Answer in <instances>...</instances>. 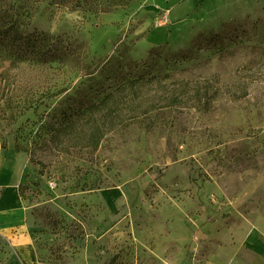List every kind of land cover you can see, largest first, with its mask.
Returning a JSON list of instances; mask_svg holds the SVG:
<instances>
[{
    "label": "rangeland",
    "instance_id": "374dc122",
    "mask_svg": "<svg viewBox=\"0 0 264 264\" xmlns=\"http://www.w3.org/2000/svg\"><path fill=\"white\" fill-rule=\"evenodd\" d=\"M20 5L69 55L0 64L30 237L0 264H264V0Z\"/></svg>",
    "mask_w": 264,
    "mask_h": 264
},
{
    "label": "trees",
    "instance_id": "16d2710c",
    "mask_svg": "<svg viewBox=\"0 0 264 264\" xmlns=\"http://www.w3.org/2000/svg\"><path fill=\"white\" fill-rule=\"evenodd\" d=\"M11 1L14 5L0 0V64L9 62L11 65H44L61 61L69 55L68 47L63 46L58 38L36 29L27 30L28 24L22 20L26 12L20 5L21 0ZM52 1L80 9L86 0ZM108 97L109 95L102 102ZM99 138L92 135L91 140L94 143L98 142Z\"/></svg>",
    "mask_w": 264,
    "mask_h": 264
},
{
    "label": "crops",
    "instance_id": "0c3cea01",
    "mask_svg": "<svg viewBox=\"0 0 264 264\" xmlns=\"http://www.w3.org/2000/svg\"><path fill=\"white\" fill-rule=\"evenodd\" d=\"M12 155L14 158L6 159L0 154V238L19 251L22 257H28L30 237L27 210L18 191L27 166L20 165L19 154Z\"/></svg>",
    "mask_w": 264,
    "mask_h": 264
}]
</instances>
